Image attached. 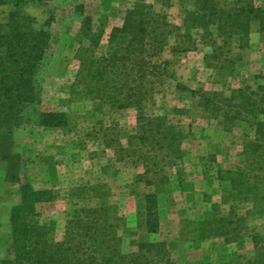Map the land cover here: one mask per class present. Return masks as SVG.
I'll return each instance as SVG.
<instances>
[{
  "label": "rangeland",
  "instance_id": "rangeland-1",
  "mask_svg": "<svg viewBox=\"0 0 264 264\" xmlns=\"http://www.w3.org/2000/svg\"><path fill=\"white\" fill-rule=\"evenodd\" d=\"M251 1L264 7V0ZM138 3L152 5L171 23L181 25L178 0H168L166 6L160 0H51L42 7L28 9L38 22L50 15L53 21L50 45L38 74L41 101L25 110L27 124L15 132V150L23 162L21 176L34 189L54 192V200L37 209L42 220L55 222L57 241L73 209L103 205L115 210L120 218L115 233L121 238L124 253L135 252L142 242L154 241L166 243L176 264H225L229 257L245 264L253 256L249 235L258 233L264 239V151L255 155L244 152L249 143L256 141L252 122L236 121L225 126L204 113L187 93H177L173 87L156 98L151 111L166 114L180 125L185 139L181 161L167 170L169 184L157 199L160 227L157 234L151 235L145 229L143 199L153 188L140 182L138 175L143 169L134 159L117 153L135 133L134 109L97 110L76 91L78 63L74 56L79 19L74 7L81 5L84 14L103 27L98 53H104L111 29L121 24L123 10ZM5 11L0 7V20ZM235 47L233 44L231 57L239 54L241 60L217 74L204 63L209 48L198 42L196 50L177 56V82L191 90L202 87L223 97L234 95V107L242 97L258 103L264 94V32L253 25L249 47L242 51ZM165 57L170 55L166 53ZM51 111L66 113L69 128L34 126L37 114ZM106 141H111L110 147ZM226 172L236 179L240 175L249 185L247 192L240 184L231 187L224 180L229 177ZM15 187L0 163V261L10 251L8 215L19 200ZM212 204L218 206V216H227L234 223L237 242L226 246L221 238L207 236L205 223L212 217Z\"/></svg>",
  "mask_w": 264,
  "mask_h": 264
},
{
  "label": "trees",
  "instance_id": "trees-1",
  "mask_svg": "<svg viewBox=\"0 0 264 264\" xmlns=\"http://www.w3.org/2000/svg\"><path fill=\"white\" fill-rule=\"evenodd\" d=\"M49 1L0 0V7L7 9L0 20V163L16 186L19 199L9 211L10 251L0 264H176L165 242H142L135 252L124 253L121 238L115 233L120 218L109 207L73 209L66 216L59 241L54 237L55 222L41 219L37 207L52 202L54 192L34 189L21 176L23 162L15 150L14 137L16 130L27 124L25 110L41 101L38 74L51 41L53 17L38 22L28 9ZM160 1L163 6L168 4V0ZM178 1L181 25L171 23L164 12H157L150 4H133L123 10L121 24L111 29L104 53H98L103 27L95 25L81 5L74 7L79 19L74 86L97 110L134 109L135 133L117 153L134 159L143 169L138 175L140 182L153 188L143 199L145 229L151 235L157 234L160 227L157 199L169 184L167 170L181 161L185 139L180 125L166 114L151 111L165 89L173 87L177 93H187L204 113L225 126L251 121L256 141L249 143L244 152L255 155L264 151V94L258 103L242 97L234 107V95L227 98L202 87L191 90L177 82L174 72L177 56L196 50L198 42L210 50L204 55L208 69L217 74L230 70L241 60L239 54L231 57L232 45L241 51L247 49L253 25L264 32V7L251 0ZM33 122L41 128H69L64 112H41ZM105 145L110 147L111 141ZM238 178L229 176L224 180L233 188L240 184L247 192L248 183L240 175ZM211 209L212 217L205 223L207 236L221 238L226 246L237 242L234 223L227 216H218L217 205L212 204ZM249 240L253 256L245 264H264L263 237L252 233ZM225 260V264H237L231 257Z\"/></svg>",
  "mask_w": 264,
  "mask_h": 264
}]
</instances>
